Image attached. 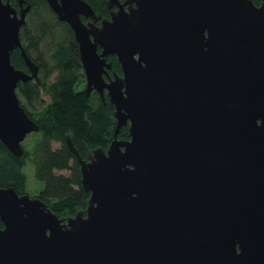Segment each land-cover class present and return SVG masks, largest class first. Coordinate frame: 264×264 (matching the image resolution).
I'll list each match as a JSON object with an SVG mask.
<instances>
[{"label": "water", "instance_id": "obj_1", "mask_svg": "<svg viewBox=\"0 0 264 264\" xmlns=\"http://www.w3.org/2000/svg\"><path fill=\"white\" fill-rule=\"evenodd\" d=\"M46 1L116 124L87 160L66 137L84 216L0 188V264H264V0H106L109 17ZM17 2L0 0V142L19 158L39 126L16 94L38 70L19 37L30 4ZM108 55L122 76L105 80Z\"/></svg>", "mask_w": 264, "mask_h": 264}, {"label": "trees", "instance_id": "obj_2", "mask_svg": "<svg viewBox=\"0 0 264 264\" xmlns=\"http://www.w3.org/2000/svg\"><path fill=\"white\" fill-rule=\"evenodd\" d=\"M85 1L97 14L109 17L106 0ZM252 1L260 4V0ZM28 3L30 8L19 37L27 56L38 67V82H18L16 94L25 111L37 122L41 137L31 153L24 150L19 158L0 142V188L11 187L18 195H29L23 172L29 161L35 179L44 185L35 197L65 221L79 212L84 216L89 199V193L81 187L79 165L66 137L83 160L95 149L105 151L113 140L114 107L106 96L102 99L98 95H86L82 89L84 74L78 44L69 25L58 19L46 0H28ZM11 4L18 8L17 0H11ZM82 20L87 19L82 17ZM10 59L15 68L26 71L17 48ZM117 139H129L128 125L120 128Z\"/></svg>", "mask_w": 264, "mask_h": 264}, {"label": "rangeland", "instance_id": "obj_3", "mask_svg": "<svg viewBox=\"0 0 264 264\" xmlns=\"http://www.w3.org/2000/svg\"><path fill=\"white\" fill-rule=\"evenodd\" d=\"M40 137L41 135L39 132L29 133L25 137V140L22 142L23 149L31 153L35 143L40 139ZM56 147H58V145H54V148ZM23 172L27 176L26 192L29 193V196L35 197V193H37V191H41L44 185L42 182L35 179L33 166L29 161L26 162V165L23 168ZM64 174H66V172Z\"/></svg>", "mask_w": 264, "mask_h": 264}, {"label": "flooded vegetation", "instance_id": "obj_4", "mask_svg": "<svg viewBox=\"0 0 264 264\" xmlns=\"http://www.w3.org/2000/svg\"><path fill=\"white\" fill-rule=\"evenodd\" d=\"M259 5V4H258ZM111 9H116V7H112ZM17 10H19V5H18V8ZM110 11V9H109ZM99 24V21L97 22ZM20 51V49H18ZM100 51V49H99ZM112 58V59H111ZM106 61L108 63H110L111 65V68L107 70V74H104V78L105 80H108L109 78H114L115 75H118V76H122V69H121V66H120V63L118 62L117 60V57L116 55H108L106 56ZM26 64V63H25ZM118 65V68H117V65ZM25 71V70H24ZM26 72H28V69H27V66H26ZM116 72H120V73H116ZM84 74V72H83ZM30 80H35L36 82H38V74H37V78H32ZM29 81V80H27ZM26 82V81H25ZM86 85V80H85V75H84V83H83V86H82V89H84ZM89 94H94V95H98L100 96L102 99L104 98V96L107 97V94H106V89H104L103 91V96L97 92L95 89H93ZM108 98V97H107ZM113 106V105H112ZM114 107V106H113ZM38 132V131H37ZM32 198H35L34 196H32ZM4 229V225L3 223L0 221V230H3Z\"/></svg>", "mask_w": 264, "mask_h": 264}]
</instances>
